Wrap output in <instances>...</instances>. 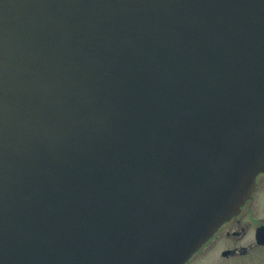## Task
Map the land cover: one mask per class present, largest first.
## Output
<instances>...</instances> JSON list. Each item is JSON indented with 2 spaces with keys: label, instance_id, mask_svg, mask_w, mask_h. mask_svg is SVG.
Returning <instances> with one entry per match:
<instances>
[{
  "label": "water",
  "instance_id": "obj_1",
  "mask_svg": "<svg viewBox=\"0 0 264 264\" xmlns=\"http://www.w3.org/2000/svg\"><path fill=\"white\" fill-rule=\"evenodd\" d=\"M264 173V0H0V264H185Z\"/></svg>",
  "mask_w": 264,
  "mask_h": 264
},
{
  "label": "flooded vegetation",
  "instance_id": "obj_2",
  "mask_svg": "<svg viewBox=\"0 0 264 264\" xmlns=\"http://www.w3.org/2000/svg\"><path fill=\"white\" fill-rule=\"evenodd\" d=\"M240 212L221 224L185 264H264V173Z\"/></svg>",
  "mask_w": 264,
  "mask_h": 264
}]
</instances>
